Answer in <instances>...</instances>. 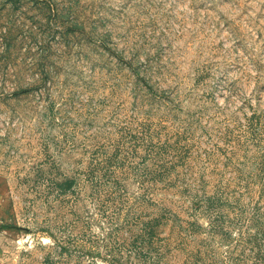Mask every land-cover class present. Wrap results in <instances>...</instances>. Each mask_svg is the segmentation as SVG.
Listing matches in <instances>:
<instances>
[{
  "label": "rangeland",
  "instance_id": "1",
  "mask_svg": "<svg viewBox=\"0 0 264 264\" xmlns=\"http://www.w3.org/2000/svg\"><path fill=\"white\" fill-rule=\"evenodd\" d=\"M0 264H264V0H0Z\"/></svg>",
  "mask_w": 264,
  "mask_h": 264
}]
</instances>
